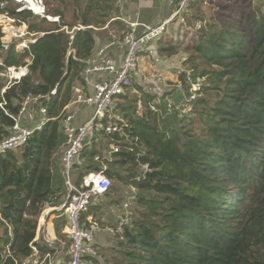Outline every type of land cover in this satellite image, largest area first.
I'll list each match as a JSON object with an SVG mask.
<instances>
[{
	"label": "trees",
	"instance_id": "1",
	"mask_svg": "<svg viewBox=\"0 0 264 264\" xmlns=\"http://www.w3.org/2000/svg\"><path fill=\"white\" fill-rule=\"evenodd\" d=\"M44 1L47 15L60 22L17 7L0 9V16L7 12L37 34L27 49L16 51L10 44L5 50L0 24V72L19 67L29 72L8 88L0 77V143L13 135L28 98L48 111V122L25 146L0 153V264L30 258L33 247L47 251L43 238L41 247L35 242L39 221L46 207H60L67 197L56 180L66 141L63 108L72 101L74 85L84 84L86 63L96 52V29L121 14L117 0ZM230 1L209 7L208 17L205 0L188 7L191 21L209 20L204 27L189 22L198 28L191 43L188 31L174 43L166 39L172 26L156 41L157 54L170 58L185 45L184 84L206 79L193 111L177 108L189 89L169 92L163 105H155L144 89L148 101L139 112L136 98L128 95L136 92L134 81L117 98L129 106L115 110L129 127L111 135L98 131L75 165L77 186L104 170L112 181L139 191L131 205L134 221L116 233L119 252L104 264H264V0ZM241 10L245 15L239 18ZM102 124L106 128L108 119ZM100 143L110 157L100 152ZM118 193L112 186L98 200Z\"/></svg>",
	"mask_w": 264,
	"mask_h": 264
},
{
	"label": "built area",
	"instance_id": "2",
	"mask_svg": "<svg viewBox=\"0 0 264 264\" xmlns=\"http://www.w3.org/2000/svg\"><path fill=\"white\" fill-rule=\"evenodd\" d=\"M32 1L37 3L41 9L40 12L35 13L34 9L29 5V0L4 1L0 2V6L1 9H7L9 6L15 5L16 7L19 6L16 9L17 12L28 11L35 15H45L44 0ZM126 1L128 0H117L118 4ZM193 1L195 0H182L178 12L172 19L159 23L154 27H147L146 31L141 35L138 34L135 28L132 29V32L120 41V44L126 48V53L119 64H114L110 58L102 55L96 56V58H92L86 63V68L82 75L83 81L87 87L91 86L94 92L89 94L84 88L77 87L74 90L75 99L71 102L70 107L78 105L91 108L93 113L85 123L76 127L74 126L77 118L76 113L66 114L63 112L61 125L66 141L60 162L68 193L65 202L56 209L59 212L62 211L66 217L64 233L67 235L68 244L64 247H59L55 242L45 238L44 245L47 248L45 253L33 247L34 254L30 258L22 261L14 259L15 264H90L99 257V247L97 245L99 229L91 222L86 224L83 221V215L88 211V207L95 205L99 197L106 195L112 190L113 181L103 170L86 175L80 186H77L73 179L75 165L79 162L84 147L91 142L98 131L106 130V133L111 135L119 131H125L129 127L126 121L118 119L117 122H109L108 126L104 128L102 121L114 110L116 99L127 92L133 85L134 79L145 76V70L141 66L142 53H147L149 57L157 62L155 56L158 54L154 43L168 31L167 29L173 23L175 17L188 10ZM0 24L3 26L5 33V50L11 44L7 41V29L16 30L18 27L23 28V30L18 29L17 34H15L16 42L14 41L13 43L16 46V51L27 49L29 45L36 42L37 34L29 33L28 26L11 17L9 13L6 12L0 16ZM136 26L138 27V24H134V27ZM78 29L84 28L79 26ZM1 63L2 60L0 59ZM23 69L26 68H8L4 72H0V77H4L7 81L6 88L18 83L28 74H25ZM179 73L182 74V72ZM155 77L160 81L163 78L160 75H155ZM191 80L189 78L188 83L184 84L181 78H178L172 85V88L182 91V93L189 89L190 95L184 97L177 107L183 114H189L193 111V104L203 89L202 82L193 80L192 82ZM4 91L2 92L4 93ZM52 95H57V92H53ZM37 104L38 100L31 97L28 98L20 110V115L13 128V135L0 143V153L19 150L48 122V111L43 107L37 108ZM24 119L37 120L38 123L33 126H22L21 121ZM112 149L114 153L119 152V148L112 147ZM133 191L136 192L135 190ZM135 197L136 195L129 197L123 204L127 218H125L123 223L121 222V226L131 223V205Z\"/></svg>",
	"mask_w": 264,
	"mask_h": 264
},
{
	"label": "crops",
	"instance_id": "3",
	"mask_svg": "<svg viewBox=\"0 0 264 264\" xmlns=\"http://www.w3.org/2000/svg\"><path fill=\"white\" fill-rule=\"evenodd\" d=\"M181 2L182 0H128L122 4H119L121 11L120 17L116 20L114 19V21L112 22H109L105 27L96 29L97 46L94 58H96V56L102 55L110 58L114 62V64H119L123 60L126 53V48L120 44V41L124 39L127 35H129L132 32V29L134 28L137 30L138 34L141 35L146 31L145 29L147 27H154L159 23L172 19L178 12ZM134 24H138V27H134ZM18 29L23 30L22 27H18L16 30H6L7 41L9 43L14 44L13 42H16L15 34H17ZM145 56H147V60L151 57L145 54L143 55L141 60V66H144L143 69L145 70V76H147L149 69H147V67L144 65V62L147 61L144 60L146 59ZM151 59L153 60V58ZM23 72L25 74L29 73L27 69H23ZM155 75L161 76L162 74H158L157 70H155L153 77H155ZM170 78V81L168 80V82L173 85L174 82ZM77 87L84 88L89 94H92L94 92L91 86L87 87L85 84L79 82L74 85L73 91ZM75 95L76 94L74 91L71 102L74 101ZM71 102L63 108V111L66 114L71 112L76 113L77 118L74 122V126L78 127V125L85 123L90 118L91 114L93 113V110L91 108L78 105L75 107H70ZM106 118L108 119V123L117 122L118 119L123 120L120 116V113L116 112L115 109L110 114H108ZM36 123H38L37 120L31 121L29 119H24L21 121L22 126H33ZM98 140L102 141V143H104L105 141L107 142V138H105L103 134H100L98 136ZM61 150L63 151V148ZM60 159L61 155L59 157V161L56 167V180L58 184V181H60L61 179V185L65 189L66 193H68ZM77 174L78 172L76 173L75 170L73 178L75 184ZM116 185H118L119 188V193L117 195H114V197L110 199V201L105 200L102 197L101 199L96 201L95 206L92 207L96 210L86 212L83 215V221L86 224H89L91 222L95 224L96 227H98L99 230L97 233V245L101 249V251L104 249H109V244L112 243L113 239L111 234L116 235V233L118 232L121 233V225L125 221V218H127L123 204L127 201L128 197L130 196V191L134 190V188H131L129 186L127 187L120 183L117 184V182L113 180V186L117 187ZM102 201H109V203H107L105 206H103L102 209H100L102 216L99 218L98 209L100 206H102ZM65 223L66 217L64 216L62 211L59 212L56 208H50V210L45 213L39 221L38 234L35 240V242L38 244V247H41L43 244L41 241L42 238L50 239L51 241L55 242L59 247L66 246L68 244V239L67 235L64 233Z\"/></svg>",
	"mask_w": 264,
	"mask_h": 264
},
{
	"label": "rangeland",
	"instance_id": "4",
	"mask_svg": "<svg viewBox=\"0 0 264 264\" xmlns=\"http://www.w3.org/2000/svg\"><path fill=\"white\" fill-rule=\"evenodd\" d=\"M205 1H206L207 5H205V7H202V9H204V12L207 13V17L211 16V13H212L210 11L209 7L213 6L214 8L217 9V8H220V6L225 4L224 0H205ZM233 1L234 0H231L229 5H231L233 3ZM44 4H45V1H44ZM11 7L16 8L15 5H12ZM17 7H19V6H17ZM55 7H56V5H54V4L51 5V9H53ZM193 12H194V10H193ZM240 12L243 13L242 10ZM45 13H46V10H45ZM73 13L74 12H72V10L66 11V19L68 21H70L72 19ZM190 13H191V11L188 14H186V11H185L181 15H178L177 17L174 18L173 23L170 25V26H172V33H171L170 36H167L166 39L170 40L169 38L172 37V41L174 43V42H176V39H179V37L181 39H184L185 38L184 35L188 31V32H191V35H188L186 37V39L188 40V43L189 42L191 43V40L193 38L192 35L198 31V28H195V27L190 28L189 27V22L191 21V17L193 15V14H190ZM232 13L235 14L234 11H232L231 14ZM242 15H245V12L243 14L239 15V18ZM38 16H41V18L45 17L47 19V21H49L51 23L60 22V20H61L60 17H57V16L53 17L51 15L49 16V15H47V13L45 15H43V16L42 15H38ZM196 21L199 22V24H201L203 27L209 24V20L206 19V18H203V20H201V21H198L197 19L193 18V21H191V25L193 26V24H195ZM170 28L171 27H168V30H171ZM203 30H205V29H203ZM184 47H185V45H180L179 49H180L181 53L176 55V56H174V57H172V58L167 57V56L164 57V56H161V55H156L155 57L157 59V62H155V59L152 60L151 58L148 59L149 60L148 61L147 60V56H145L146 59H144V60H147V61L144 62V65L147 67V69H149L148 70V74L145 77L144 76L143 77H136L134 79V81L138 82V83L137 82L134 83L135 88H137L136 92L135 91H132V92L129 91L128 92V95H130L132 98H134V97L136 98V102L133 103V105L135 106V108H137L139 110V112H141V107H143V105L148 101V99L146 98V95L149 94L150 96L153 97L152 101H153V103H155V105L156 104L163 105L164 96H166V94H168L169 92L175 91V89L172 88V84H170L168 82V80H169L170 77H172L170 79L173 80V82L175 83V81L178 78L180 79V76H182V74H184L186 72L185 69H187L186 68L187 66H185L184 61L186 60L187 54H185V52H184V49H183ZM157 53H158V49H157ZM142 68H144V66ZM155 70H157L158 74H162L161 76L163 78H162L161 81L158 78L153 77V74L155 73ZM179 72H182V74H180ZM188 73H190V72H188ZM163 75H165V76H163ZM194 80L196 82L200 81V82L204 83V85L206 84V79H202L199 76L193 78V81ZM139 87L141 88V90L138 89ZM144 89H145L146 92H149V93L145 94ZM138 93L140 94L139 96H138ZM125 102L124 101L121 102L119 99H117L116 102L114 103L115 110H116V106H119V105L120 106L123 105V107H126V106L128 107L129 104H127ZM104 143H107V142L105 141ZM100 144L101 145L98 146V149L100 150V152H103L104 156L110 157L111 156L110 153H108L106 150L104 151L101 148L102 143H100ZM60 183H61V179H60ZM116 186H118V185H116ZM138 193H139V191L138 192H134L133 190H131L130 194H129L130 195L129 197H131L133 195H136ZM109 201H102V203H101L102 206H100L99 209H98L99 218L102 216V213L100 212V209H102L103 206H105L107 203H109ZM92 207H94V206L92 205V206L88 207L89 209L86 212H90V211L96 210V209H94ZM45 209H46V213L50 210V208H48V207H46ZM132 213H134V212L131 211V215H130L131 222L134 221V218H135L134 217L135 215L132 214ZM132 215H134L133 216L134 218L132 217ZM0 233H1V230H0ZM111 236H112L113 239H112V243L109 244V249L102 250L101 254H100V257L96 260L97 262L93 261L90 264H104L107 259L110 260V259L113 258L114 255H117V253L119 252L118 247H117L119 245V243L115 242L114 240H116V238L118 237V234L117 235L111 234Z\"/></svg>",
	"mask_w": 264,
	"mask_h": 264
},
{
	"label": "bare ground",
	"instance_id": "5",
	"mask_svg": "<svg viewBox=\"0 0 264 264\" xmlns=\"http://www.w3.org/2000/svg\"><path fill=\"white\" fill-rule=\"evenodd\" d=\"M25 1V0H22ZM29 5L34 9L35 13L40 12L41 9L38 7L37 3L32 0H29Z\"/></svg>",
	"mask_w": 264,
	"mask_h": 264
},
{
	"label": "water",
	"instance_id": "6",
	"mask_svg": "<svg viewBox=\"0 0 264 264\" xmlns=\"http://www.w3.org/2000/svg\"><path fill=\"white\" fill-rule=\"evenodd\" d=\"M0 9H1V6H0ZM63 82V81H62Z\"/></svg>",
	"mask_w": 264,
	"mask_h": 264
}]
</instances>
